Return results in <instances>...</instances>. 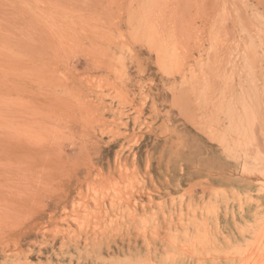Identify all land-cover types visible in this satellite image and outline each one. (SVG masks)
<instances>
[{"label": "rangeland", "instance_id": "obj_1", "mask_svg": "<svg viewBox=\"0 0 264 264\" xmlns=\"http://www.w3.org/2000/svg\"><path fill=\"white\" fill-rule=\"evenodd\" d=\"M0 264H264V0H0Z\"/></svg>", "mask_w": 264, "mask_h": 264}, {"label": "crops", "instance_id": "obj_2", "mask_svg": "<svg viewBox=\"0 0 264 264\" xmlns=\"http://www.w3.org/2000/svg\"><path fill=\"white\" fill-rule=\"evenodd\" d=\"M223 214H224V212H221V215H223ZM220 219H222V218H220ZM235 225L236 224H234L232 222L231 218H229L225 222L221 221L219 223L218 229L221 231L222 234H224L225 236H228L229 239L233 240V238L236 237V240H239L238 236H235V231H236Z\"/></svg>", "mask_w": 264, "mask_h": 264}]
</instances>
